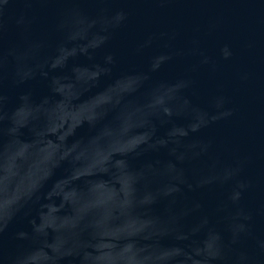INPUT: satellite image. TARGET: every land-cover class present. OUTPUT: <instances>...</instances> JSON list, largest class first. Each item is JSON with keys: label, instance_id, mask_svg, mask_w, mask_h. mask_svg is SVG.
<instances>
[{"label": "water", "instance_id": "95a60500", "mask_svg": "<svg viewBox=\"0 0 264 264\" xmlns=\"http://www.w3.org/2000/svg\"><path fill=\"white\" fill-rule=\"evenodd\" d=\"M0 264H264V0H0Z\"/></svg>", "mask_w": 264, "mask_h": 264}, {"label": "clouds", "instance_id": "9594fccd", "mask_svg": "<svg viewBox=\"0 0 264 264\" xmlns=\"http://www.w3.org/2000/svg\"><path fill=\"white\" fill-rule=\"evenodd\" d=\"M237 196H239V193H237Z\"/></svg>", "mask_w": 264, "mask_h": 264}]
</instances>
